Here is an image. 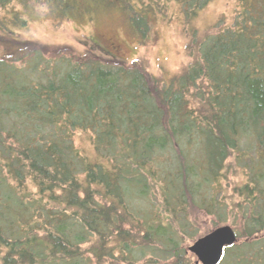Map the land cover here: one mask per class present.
<instances>
[{"label":"trees","instance_id":"obj_1","mask_svg":"<svg viewBox=\"0 0 264 264\" xmlns=\"http://www.w3.org/2000/svg\"><path fill=\"white\" fill-rule=\"evenodd\" d=\"M31 1L50 20L118 9L146 30L164 0H0L22 8L0 19V264H191L194 211L236 232L219 264H264V0L193 31L189 63L160 78L112 43L107 58L96 41L77 54L18 39ZM172 1L195 15L211 0Z\"/></svg>","mask_w":264,"mask_h":264},{"label":"rangeland","instance_id":"obj_2","mask_svg":"<svg viewBox=\"0 0 264 264\" xmlns=\"http://www.w3.org/2000/svg\"><path fill=\"white\" fill-rule=\"evenodd\" d=\"M143 2L152 4L148 0ZM158 3L159 6L153 4L151 10L143 11L148 14L147 29L144 30L140 28L141 23L138 19L134 21L138 24L136 26L118 9L91 12L87 17L55 21L48 18L44 7L37 1H31L30 6L33 7L36 18H28L23 29L15 28L18 32L15 36L20 40L37 42L55 49L66 47L77 54L90 52V41H96L99 48L91 53L107 58L102 49L112 43L115 47L110 49L113 57L128 63H136L137 66L142 63L149 78L150 76L160 78L177 72L180 67L189 63L190 58L186 54L185 45L190 34L195 32L196 35L202 36L205 33L219 32L232 24L237 9L236 0H211L197 14L187 15L176 1L164 0ZM139 7L145 9L146 6ZM11 9L19 13L22 11L17 3L11 4L5 11L0 9V19L7 17ZM22 15L24 16L23 13ZM0 36L2 37L1 34ZM74 142L79 152L91 160L93 153L89 138L80 133L75 136ZM231 179L235 183L241 182V173L236 172ZM194 216L198 218V223L193 224L194 231L206 234L213 229L209 217L195 211ZM202 235L198 234V237ZM192 242H187L186 247Z\"/></svg>","mask_w":264,"mask_h":264},{"label":"water","instance_id":"obj_3","mask_svg":"<svg viewBox=\"0 0 264 264\" xmlns=\"http://www.w3.org/2000/svg\"><path fill=\"white\" fill-rule=\"evenodd\" d=\"M235 241L233 230L228 226H221L197 238L187 248V252L194 255V264H218L224 247L233 245Z\"/></svg>","mask_w":264,"mask_h":264}]
</instances>
